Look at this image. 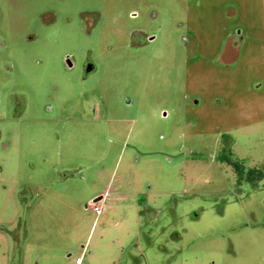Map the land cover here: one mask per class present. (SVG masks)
<instances>
[{
	"label": "rangeland",
	"instance_id": "obj_1",
	"mask_svg": "<svg viewBox=\"0 0 264 264\" xmlns=\"http://www.w3.org/2000/svg\"><path fill=\"white\" fill-rule=\"evenodd\" d=\"M0 38V264H264L214 159L264 166V0H0Z\"/></svg>",
	"mask_w": 264,
	"mask_h": 264
},
{
	"label": "trees",
	"instance_id": "obj_2",
	"mask_svg": "<svg viewBox=\"0 0 264 264\" xmlns=\"http://www.w3.org/2000/svg\"><path fill=\"white\" fill-rule=\"evenodd\" d=\"M220 163L230 166L236 176V186L239 189L241 185L250 184L252 188H257L264 180V166L260 168H250L245 159H239L231 149V145L223 148L222 153L215 156Z\"/></svg>",
	"mask_w": 264,
	"mask_h": 264
},
{
	"label": "flooded vegetation",
	"instance_id": "obj_3",
	"mask_svg": "<svg viewBox=\"0 0 264 264\" xmlns=\"http://www.w3.org/2000/svg\"><path fill=\"white\" fill-rule=\"evenodd\" d=\"M54 20V18H53ZM42 24H47L46 21H44V19L42 18ZM148 38L147 42H152V41H155L157 38L156 35H148V34H145ZM34 38V37H33ZM33 38H30V39H33ZM233 41L235 42V45H230V46H227L226 49L221 52V58L225 59V61H232L231 59H234L236 57V53H237V50L238 49V45L239 42L237 41V39L233 38ZM6 46V43L5 41H3L1 38H0V47H5ZM236 52H235V51ZM230 58V59H229ZM65 62L66 64L68 65L69 68H72L73 67V61L71 60V56L70 55H66L65 57ZM97 65L94 63L93 60H91L90 58L87 59L86 63L84 64V75L86 77H88L89 75L95 73L97 71ZM217 155V154H216ZM215 155V156H216ZM215 159V157H214ZM216 160V159H215ZM236 185V184H235ZM244 187L246 185H241L239 187V189L241 190L242 188L241 187Z\"/></svg>",
	"mask_w": 264,
	"mask_h": 264
},
{
	"label": "built area",
	"instance_id": "obj_4",
	"mask_svg": "<svg viewBox=\"0 0 264 264\" xmlns=\"http://www.w3.org/2000/svg\"><path fill=\"white\" fill-rule=\"evenodd\" d=\"M94 210L98 213L100 210L98 208V206H94ZM82 260L81 258H77L75 261V264H81Z\"/></svg>",
	"mask_w": 264,
	"mask_h": 264
},
{
	"label": "water",
	"instance_id": "obj_5",
	"mask_svg": "<svg viewBox=\"0 0 264 264\" xmlns=\"http://www.w3.org/2000/svg\"><path fill=\"white\" fill-rule=\"evenodd\" d=\"M98 200H100V198L96 199L94 202H97Z\"/></svg>",
	"mask_w": 264,
	"mask_h": 264
},
{
	"label": "crops",
	"instance_id": "obj_6",
	"mask_svg": "<svg viewBox=\"0 0 264 264\" xmlns=\"http://www.w3.org/2000/svg\"><path fill=\"white\" fill-rule=\"evenodd\" d=\"M101 198V197H100Z\"/></svg>",
	"mask_w": 264,
	"mask_h": 264
}]
</instances>
